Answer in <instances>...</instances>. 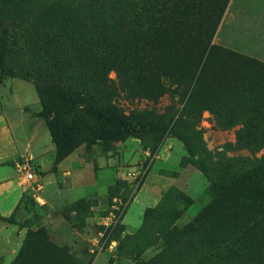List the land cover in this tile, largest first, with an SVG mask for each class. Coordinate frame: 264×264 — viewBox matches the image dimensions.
<instances>
[{
  "label": "rangeland",
  "instance_id": "obj_1",
  "mask_svg": "<svg viewBox=\"0 0 264 264\" xmlns=\"http://www.w3.org/2000/svg\"><path fill=\"white\" fill-rule=\"evenodd\" d=\"M92 1L30 0L22 16L6 11L4 17L16 21L21 35L37 30L42 8L78 12ZM111 7L108 1L103 13ZM211 9L216 17L224 12L215 50L206 51L198 69L200 53L180 49L173 37L156 41L133 23L108 26V49L136 47L144 57L139 68L156 69L164 87L116 59L108 73L114 84L92 95L133 123L142 115L158 126L78 148L84 160L78 198L63 181L25 180L18 207L0 219V264H264V227L239 210L244 200L256 203L252 193L218 188L264 165V70L233 57L264 66L254 54L264 56V24L257 25L264 0H215ZM23 52L9 55L5 69L34 83L35 57ZM33 95L24 94L28 105ZM7 97L2 90L4 103ZM42 130L34 148L48 150L53 143L44 122ZM106 162L115 178L112 170L98 171Z\"/></svg>",
  "mask_w": 264,
  "mask_h": 264
},
{
  "label": "trees",
  "instance_id": "obj_2",
  "mask_svg": "<svg viewBox=\"0 0 264 264\" xmlns=\"http://www.w3.org/2000/svg\"><path fill=\"white\" fill-rule=\"evenodd\" d=\"M108 1L113 7L105 15L103 7ZM214 3L215 0H94L78 12L53 6L38 11L36 31L23 29L19 35L16 21L7 20L5 12L22 16L30 0H0V82L15 77L14 71L5 69L8 56L24 53V48L31 51L37 64L34 85L42 107L38 116L47 125L56 147L54 169L83 144L91 149L100 141L140 136L158 126L151 120L144 121L142 115L138 123H133L92 95L94 91H107L114 84L108 73L116 59L141 76L142 71L153 75L146 79H151L148 83L164 87L156 78V69L147 65L148 70L139 68L144 57L138 55L136 47L121 52L108 49L104 37L108 26L133 23V27L141 25L147 36L156 41L173 37L180 49L200 53L198 69L206 51L215 50L213 35L224 11L216 17L211 9ZM44 20L48 21L45 26ZM60 22L64 24L62 28ZM221 53L228 55L226 51L220 50ZM116 54L118 57L114 58ZM233 57L264 70L254 59ZM218 188L237 191L242 196L250 191L256 203L244 200L239 210L241 215L256 216L254 219L264 227V165L248 168Z\"/></svg>",
  "mask_w": 264,
  "mask_h": 264
},
{
  "label": "crops",
  "instance_id": "obj_3",
  "mask_svg": "<svg viewBox=\"0 0 264 264\" xmlns=\"http://www.w3.org/2000/svg\"><path fill=\"white\" fill-rule=\"evenodd\" d=\"M261 12L264 13L263 10ZM262 24H264V16L257 22L258 27L263 26ZM254 51L258 58L264 60V56H258L256 50ZM4 89L8 94L6 103L2 101ZM26 91L37 94V97L33 95L30 99V105L24 96ZM41 108L39 95L31 81L9 77L0 83V215L2 217H9L14 213L27 190V185L24 183L26 172L23 171L22 165L29 170L37 169L36 180L39 176L45 184L60 180L68 184L74 198L83 194L84 160L78 149L54 169L55 145L53 144L48 150L34 148L35 141H40L44 132L40 131L44 120L38 116ZM45 126L47 127L46 124ZM17 129L22 132L20 139L16 135ZM106 169L113 171L112 165L109 166L108 162L99 167L98 171L104 172ZM113 173L112 178H115V171Z\"/></svg>",
  "mask_w": 264,
  "mask_h": 264
},
{
  "label": "built area",
  "instance_id": "obj_4",
  "mask_svg": "<svg viewBox=\"0 0 264 264\" xmlns=\"http://www.w3.org/2000/svg\"><path fill=\"white\" fill-rule=\"evenodd\" d=\"M25 172L27 181L36 180V174L29 170L28 167L25 168Z\"/></svg>",
  "mask_w": 264,
  "mask_h": 264
}]
</instances>
